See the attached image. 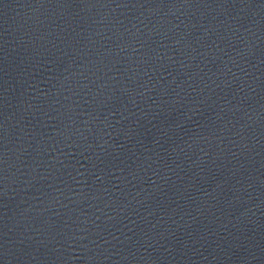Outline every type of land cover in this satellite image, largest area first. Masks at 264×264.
<instances>
[{"label": "water", "instance_id": "1", "mask_svg": "<svg viewBox=\"0 0 264 264\" xmlns=\"http://www.w3.org/2000/svg\"><path fill=\"white\" fill-rule=\"evenodd\" d=\"M0 264H264V0H0Z\"/></svg>", "mask_w": 264, "mask_h": 264}]
</instances>
